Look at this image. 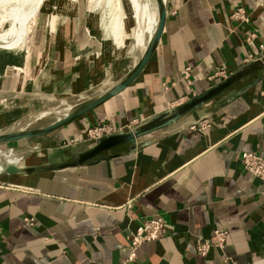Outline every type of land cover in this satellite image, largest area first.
<instances>
[{"label": "crops", "instance_id": "0c3cea01", "mask_svg": "<svg viewBox=\"0 0 264 264\" xmlns=\"http://www.w3.org/2000/svg\"><path fill=\"white\" fill-rule=\"evenodd\" d=\"M127 2L128 23L140 28L126 51L132 67L154 29L155 2ZM238 8L247 11L248 22L233 17ZM87 19L80 15L69 40L62 28L52 37L41 19L27 43L12 45L3 33L0 108L20 111L0 124L101 92L128 73L131 67L101 85L87 76L96 67L85 65L86 56L101 40L79 36ZM261 45L264 0H169L162 39L137 82L28 153L21 167L36 172L0 177V264H123L131 252L128 235L141 221L160 216L167 235L144 243L137 264H264V183L241 160L244 153L264 156V74L235 100L227 99L248 81L137 152L47 169L68 160L75 151L69 145L87 140L89 129L123 130L178 106L221 82L211 79L218 72L229 77L258 57ZM72 57L76 62L67 67ZM186 68L191 84L182 76ZM217 230L228 233L224 249L200 256L198 242Z\"/></svg>", "mask_w": 264, "mask_h": 264}, {"label": "water", "instance_id": "95a60500", "mask_svg": "<svg viewBox=\"0 0 264 264\" xmlns=\"http://www.w3.org/2000/svg\"><path fill=\"white\" fill-rule=\"evenodd\" d=\"M155 2L158 22L154 33L142 55L138 51L137 61L124 77L101 92L85 94L73 100L62 99L59 103L64 105L60 107L31 112L29 115L18 117L0 130V162L3 165L0 169V177L36 172L38 169L35 167H21V163L25 161L28 153L33 150L40 151V143L46 137L122 94L137 82L154 56L166 27L169 0H155ZM82 11L84 12V8H82ZM81 15L84 19L86 14ZM84 34H86V24L83 21V25L79 29V36H84ZM261 74H264V51L229 77L178 106L111 135L69 145L75 151L68 160L50 165L47 169L62 170L71 167H82L101 160H109L124 154L137 152L156 142L161 133L170 131L202 107L212 103L240 83L248 81L245 86L227 99L228 102L235 100L258 83ZM70 101L73 102L70 103ZM7 109L4 106L0 108V119L5 116L2 113ZM46 121H48L46 125L37 126ZM10 157L14 160L13 163L6 162Z\"/></svg>", "mask_w": 264, "mask_h": 264}, {"label": "rangeland", "instance_id": "374dc122", "mask_svg": "<svg viewBox=\"0 0 264 264\" xmlns=\"http://www.w3.org/2000/svg\"><path fill=\"white\" fill-rule=\"evenodd\" d=\"M46 3H48V5L50 4V11H44L45 9L42 7L43 11L39 10L34 18L31 19L27 16H24L23 19L28 20V24L23 26L24 28L18 27L20 24H14V20L12 19L6 20L2 23L5 13L0 8V33L3 34L5 31H7V38L10 39V42L8 43L16 45L22 41L21 36L18 33L19 31L22 32L21 29L27 32V36L25 38L27 43L31 35V29L33 28V25L37 19L45 20V25L47 26L48 30L53 33L52 37L58 35V32H60L62 28V30L66 31L62 36L66 37L67 35L66 39L69 40L70 37L73 36L75 29L79 24L80 15L84 13L88 15L87 23L89 21L91 22L89 25V30L93 32L95 38L101 39L100 46L89 51L86 56L85 65H89L92 70L96 67L91 73L87 74V76L93 79L96 85H101L104 83V80L106 81L108 79V77L111 79L112 76L115 77L118 75H123L130 69L133 59H131L130 55L126 54V51L132 48V44L136 42L135 39L138 33H140V28L135 23L131 24L125 20V29L122 33L121 39L123 43L127 41V45L123 48H121L122 46L118 47L116 35L113 30V26H115L116 21L115 13H117L120 6L126 15V19L129 20L128 16L130 7L127 0H50V2L47 0L44 2V4ZM97 5L98 7H96ZM82 8H84V12L82 11ZM51 14L52 18L55 20L52 28L51 26L49 27L48 23V19ZM10 30L12 32H9ZM118 56L123 57L118 58ZM92 57L98 60L96 61V64L95 60H92ZM75 62V58L72 57V59L67 64V67L74 65ZM103 68L109 69L110 74H107V71ZM59 69L61 68L59 67ZM110 79H108L109 83L111 82ZM11 111L12 109L4 111L2 114L10 118L9 112ZM16 111L20 110L14 109L12 112ZM47 123L48 121L37 126H43ZM7 124L9 123L0 124V128H5ZM23 163L24 161L21 163V165Z\"/></svg>", "mask_w": 264, "mask_h": 264}, {"label": "built area", "instance_id": "2783aa9c", "mask_svg": "<svg viewBox=\"0 0 264 264\" xmlns=\"http://www.w3.org/2000/svg\"><path fill=\"white\" fill-rule=\"evenodd\" d=\"M233 17L243 22H248V13L244 8H238ZM255 39V35L252 34L247 41L252 42ZM261 50L264 51V45L260 46ZM191 68L184 69L182 76L186 83L191 84ZM227 78V74L224 71L218 72L216 75L211 77L213 80ZM206 127H210L207 125ZM117 132L114 128L104 125L96 126L87 131V140L96 139L111 135ZM242 165L244 169L259 178L264 183V156L257 153H244L242 155ZM32 222L31 220H27ZM168 223L164 217H155L143 220L140 222L136 231L131 232L128 235V240L131 245V252L127 260L123 264H137V251L138 249L147 242L158 241L167 235ZM1 234V228H0ZM228 233L226 231H215L210 239L200 240L197 244V252L200 256L206 257L212 248L223 250Z\"/></svg>", "mask_w": 264, "mask_h": 264}, {"label": "bare ground", "instance_id": "6f19581e", "mask_svg": "<svg viewBox=\"0 0 264 264\" xmlns=\"http://www.w3.org/2000/svg\"><path fill=\"white\" fill-rule=\"evenodd\" d=\"M45 1H47V0H0V8L5 13V16H4L3 20H2V23L5 22L6 20L12 19V20H14V24H20V26H18V27L26 26V24H28V20H24L23 19L24 16H27L28 18L32 19V18L35 17L36 13L39 10L43 11L42 7H44V9H45L44 11H50L51 6H50V4L48 5V3L44 4ZM48 1L50 2V0H48ZM99 1H102V0H99ZM154 2H155V0H154ZM96 7H98V5ZM154 15H155L154 16V29L152 31L151 36L153 35L154 30H155L156 25H157V22H158L156 2H155V13H154ZM115 20H116L115 21V26H113V30H114V33L116 35L117 45H118V47H121L124 44L122 42L121 38H122V33H123L124 29H125V20L127 22L126 15L123 12L121 6L119 7L117 13H115ZM54 22H55V20H54V18H52V14H51L49 16V19H48L49 27L51 26V28H52ZM90 23L91 22L89 21L88 24H87L86 32L88 33V35H93V32L89 30ZM21 30H22V32L19 31L18 33L20 34L21 39L23 40V39L26 38L27 32H25L23 29H21ZM9 32H12V31L10 30ZM2 35L3 34L0 33V37H2ZM150 37L146 41L144 47L141 49V55L144 52L145 48L147 47L148 42L150 40Z\"/></svg>", "mask_w": 264, "mask_h": 264}]
</instances>
